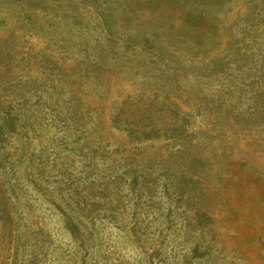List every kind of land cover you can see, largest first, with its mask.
I'll use <instances>...</instances> for the list:
<instances>
[{
	"label": "rangeland",
	"instance_id": "374dc122",
	"mask_svg": "<svg viewBox=\"0 0 264 264\" xmlns=\"http://www.w3.org/2000/svg\"><path fill=\"white\" fill-rule=\"evenodd\" d=\"M5 119L0 264H264V0H0Z\"/></svg>",
	"mask_w": 264,
	"mask_h": 264
},
{
	"label": "trees",
	"instance_id": "16d2710c",
	"mask_svg": "<svg viewBox=\"0 0 264 264\" xmlns=\"http://www.w3.org/2000/svg\"><path fill=\"white\" fill-rule=\"evenodd\" d=\"M8 122L7 125H4L1 127L2 123H0V133L3 134V132L7 131V133H4V136L8 135L11 129H13V121L5 119V122ZM12 123V125H11ZM4 127V128H3ZM3 196L2 188L0 187V196ZM0 209H8L7 204L3 200V198L0 197Z\"/></svg>",
	"mask_w": 264,
	"mask_h": 264
}]
</instances>
